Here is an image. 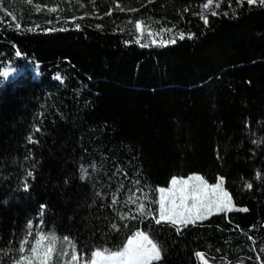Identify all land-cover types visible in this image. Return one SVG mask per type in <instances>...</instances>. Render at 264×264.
I'll return each mask as SVG.
<instances>
[{
  "label": "trees",
  "instance_id": "obj_1",
  "mask_svg": "<svg viewBox=\"0 0 264 264\" xmlns=\"http://www.w3.org/2000/svg\"><path fill=\"white\" fill-rule=\"evenodd\" d=\"M207 1L0 0V264L28 221L84 251L148 232L153 264H264V5ZM193 173L247 211L139 216Z\"/></svg>",
  "mask_w": 264,
  "mask_h": 264
},
{
  "label": "snow or ice",
  "instance_id": "obj_2",
  "mask_svg": "<svg viewBox=\"0 0 264 264\" xmlns=\"http://www.w3.org/2000/svg\"><path fill=\"white\" fill-rule=\"evenodd\" d=\"M211 2L212 0H208V4L203 7L208 8ZM242 2L244 0H238V3ZM246 2L249 5L257 3L264 5V0H246ZM52 10L55 11V9ZM7 14L12 16L11 12ZM216 14L212 13V15ZM201 18L204 19L205 24L208 23L206 16L202 15ZM142 23V21H136L134 27L140 30ZM15 27L19 29L20 25L17 23ZM148 35L156 34L149 32ZM180 38H185L183 33H180ZM169 42L174 43L175 40L162 41L161 43ZM17 55L20 53L17 52ZM0 75L7 77L9 72L5 71ZM257 178H260L259 174H257ZM136 183L138 184L139 181ZM223 185V177H218L216 183L210 184L200 175H191L186 179L174 176L170 180L169 187L152 190L159 194L158 199L150 201V203L158 205L155 212L143 202L137 205V212L141 218L151 217L155 225L170 224L180 231L188 225L207 220L215 214L233 210L247 211L246 208H235L231 194ZM245 186L249 189L252 188L251 183H247ZM145 199H147V194H145ZM116 203L119 201L113 200V204ZM125 203L135 204L136 198L130 196ZM42 218L43 206L41 220ZM112 227L116 228V225ZM29 237H33V239L29 240ZM15 251L18 255L12 259L11 264H153L154 261L162 260L163 249L150 237L148 232L137 230L118 249L97 247L91 251H84L78 249L77 244L69 237H58L54 232H45L39 228L33 232V223L28 221L25 234ZM196 255L204 260L202 253Z\"/></svg>",
  "mask_w": 264,
  "mask_h": 264
},
{
  "label": "rangeland",
  "instance_id": "obj_3",
  "mask_svg": "<svg viewBox=\"0 0 264 264\" xmlns=\"http://www.w3.org/2000/svg\"><path fill=\"white\" fill-rule=\"evenodd\" d=\"M214 2H215V0H212V2H211V4H209V6H208V8H204L203 6L205 5V4H208V1L207 2H205L203 5H202V12L203 13H208L210 10H212L213 9V7H214ZM141 29H142V26H141ZM191 175H200V176H202V177H204L205 179H206V177L204 176V175H202L201 173H193V174H190V175H188V176H175V177H178V178H187V177H189V176H191ZM207 180V179H206ZM208 181V180H207ZM209 182V181H208ZM217 182V181H216ZM216 182H214V183H216ZM210 184H212L211 182H209ZM170 186V183H169V185H166V186H161V187H165V188H167V187H169ZM223 187L228 191V189L225 187V185H223ZM229 192V191H228ZM230 193V192H229ZM231 194V193H230ZM232 196V195H231ZM232 200H233V198H232ZM36 229H38V228H36ZM35 229V230H36ZM39 229H42L40 226H39ZM35 230H33V232H35ZM44 231V230H43ZM33 239V237H29V240H32ZM203 256H204V260H201L200 258V264H205V261H206V264H214V263H212L210 260H208L207 258H206V256L203 254ZM237 264H247V263H245V262H237Z\"/></svg>",
  "mask_w": 264,
  "mask_h": 264
}]
</instances>
